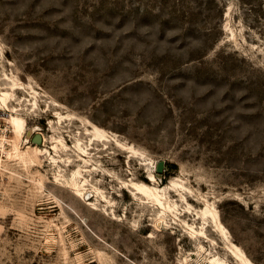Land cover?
Segmentation results:
<instances>
[{
  "label": "rangeland",
  "instance_id": "rangeland-1",
  "mask_svg": "<svg viewBox=\"0 0 264 264\" xmlns=\"http://www.w3.org/2000/svg\"><path fill=\"white\" fill-rule=\"evenodd\" d=\"M12 78L0 264H240L230 242L264 264V0H0V90ZM92 124L119 154L92 150L112 176L86 171L74 195L71 151L58 145V167L34 146L87 141ZM129 179L164 187L170 208L133 196ZM206 203L227 237L210 218L190 235Z\"/></svg>",
  "mask_w": 264,
  "mask_h": 264
},
{
  "label": "bare ground",
  "instance_id": "bare-ground-1",
  "mask_svg": "<svg viewBox=\"0 0 264 264\" xmlns=\"http://www.w3.org/2000/svg\"><path fill=\"white\" fill-rule=\"evenodd\" d=\"M21 82H19L17 79L12 78L11 84L8 89H2L0 90V106L4 105L7 108V103L6 101L12 94V90L21 87L18 86L20 85ZM13 95V94H12ZM17 108L15 106H11V113L9 117L7 118V121L10 123L12 127V132H13V139L11 141V145L15 151V155L19 156L20 158L23 159V161H26V151H20L18 149V142L21 139H27L28 135H26L27 130H26V121L23 116H20L16 112ZM60 116V114H58ZM60 118V117H59ZM86 133H88V140L83 141L79 136L75 137V141L73 145H70L67 143V141L62 137V136H54L53 141L54 143L50 146L44 147V148H38L37 146L35 147V151L38 153H43L47 152L48 157L52 163H54L56 166L59 167L58 165V157L59 154H57L58 150L57 147L60 144L59 147L65 150H70L71 154L74 155L75 157L72 158L70 155L67 156V161L68 164L74 163V161H77L75 163L76 168L72 169L69 175V181L67 186L70 187V191L72 194H83L84 190L86 189L87 181L88 178L85 176V172L88 171L89 173L95 172V173H102L104 175H110L112 176L107 170H105L102 167V160L99 158H95L92 156L91 151L96 149V151L93 152H101L104 153L102 155H98V157L102 158L103 156H110L109 160H112V158L115 155H118L119 153H115V151L111 150L110 147V141L111 138L106 132L101 129L100 127L96 126L95 124H92V129L88 130L85 128ZM30 133V131L28 132ZM37 139V138H36ZM39 139V138H38ZM37 141V140H36ZM116 145L125 148L123 144L120 142L116 141ZM52 149V151L49 150ZM129 148V147H128ZM127 149V148H125ZM130 150L127 149V151H132L133 153L135 152V149H133L131 146L129 148ZM134 154V155H135ZM32 160V159H31ZM131 160V157L128 158L127 163L129 164V161ZM58 170V175H62ZM148 179L152 180L155 182L156 178L155 175L152 172H148V176H146ZM124 184H126L130 189L132 190L133 196L137 197L138 194H142L147 199H150L152 201L157 202L163 212L166 208H170V205L167 203L165 205V202L161 199L164 194L161 192L164 187L157 188L155 184H149L141 181H133L132 179H129L128 181H123ZM172 183L175 185L176 182L173 180ZM125 185V186H126ZM124 186V185H123ZM97 190V189H95ZM102 197H104L103 194H100ZM199 215L203 219L200 229L197 230L195 226L191 223H187L189 226V233L191 236L196 237V236H201V234H204V224L208 221L210 218L216 226L219 228L221 233L227 237V228L222 224V222L219 219V214L217 209H215L213 206L210 207L208 203L205 204L204 207H202L198 211ZM163 218L162 216L157 217L155 220L154 224L157 227L159 222L162 221ZM207 224V223H206ZM201 247V246H200ZM230 251L231 253L239 260L240 264H254L248 256L245 254L244 250L238 245L233 242H230ZM202 248V247H201ZM209 261L211 262H217L221 263L222 260L218 258L216 255H212L209 258Z\"/></svg>",
  "mask_w": 264,
  "mask_h": 264
},
{
  "label": "built area",
  "instance_id": "built-area-1",
  "mask_svg": "<svg viewBox=\"0 0 264 264\" xmlns=\"http://www.w3.org/2000/svg\"><path fill=\"white\" fill-rule=\"evenodd\" d=\"M5 136H6V130H4V128L1 127V121H0V151L4 147V141L6 140Z\"/></svg>",
  "mask_w": 264,
  "mask_h": 264
},
{
  "label": "water",
  "instance_id": "water-1",
  "mask_svg": "<svg viewBox=\"0 0 264 264\" xmlns=\"http://www.w3.org/2000/svg\"><path fill=\"white\" fill-rule=\"evenodd\" d=\"M158 167L160 168V166L158 165Z\"/></svg>",
  "mask_w": 264,
  "mask_h": 264
}]
</instances>
